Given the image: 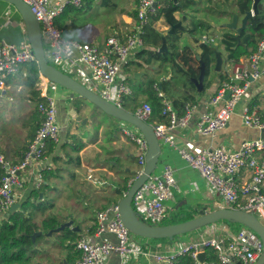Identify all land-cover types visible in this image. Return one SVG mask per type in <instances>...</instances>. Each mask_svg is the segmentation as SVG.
I'll use <instances>...</instances> for the list:
<instances>
[{
  "label": "built area",
  "instance_id": "1",
  "mask_svg": "<svg viewBox=\"0 0 264 264\" xmlns=\"http://www.w3.org/2000/svg\"><path fill=\"white\" fill-rule=\"evenodd\" d=\"M83 1L68 0L67 4L77 8ZM135 1L136 21L125 40L109 37L102 50H99L89 43L66 38L56 26L55 19L66 3L48 6L49 0H23L39 23L44 51L48 58L63 67L88 66L91 71L92 91L118 108H122L124 98L132 94L131 88L118 80L122 66L130 56L143 47L145 27L156 10L154 4L157 5L162 0ZM200 41L212 44L214 39L208 34H203ZM32 61L35 59L29 42L16 47L0 39V87L3 85V79L18 75L21 67ZM223 73L225 79L220 82L216 93L208 101L209 105L223 101L217 114L210 111L197 114L198 105L187 104L183 114L180 115L155 85L157 95L162 102V115L166 117L167 123L151 126L161 144L175 149L183 160L200 173L210 190L222 199L225 208L251 214L264 227V139L244 141L234 152L219 145L192 154L171 134L175 129L186 128L194 121L200 136L214 138L227 126L235 106L248 92L251 83L264 76V35L249 56L235 64H227ZM42 79L49 82L43 77ZM44 89L42 86L41 92ZM227 93L229 97L224 99ZM41 98L42 100L37 103L40 125L23 152L21 161L12 164L0 155V166L4 171L0 181V214H7L15 204L16 190L22 185L21 174L34 165H43L47 160L45 155L47 143L59 141L55 102L46 95ZM133 114L147 122L152 114L151 106L142 103ZM241 119L247 128L264 130V115L259 114L256 109L245 108ZM121 131L141 151V155L137 158L138 168L134 178L129 182V188L133 180L143 171L144 156L148 146L140 133L136 134L126 128H122ZM242 170H248L250 177L239 185L235 182V176ZM37 178L40 180V175ZM39 185L40 182L37 187ZM174 187L175 179L171 167L165 166L159 175H150L134 193L131 202L140 220L145 223L152 222L155 226L160 225L166 217L165 202L170 199ZM239 226L236 234L230 239L214 237L203 243H190L168 254H142L145 258L152 257L156 264H176V259L183 256H190L194 264H199L198 254L205 252V248L208 247L216 253L217 262H206L207 264H256L263 253V242L253 230L243 225ZM94 234L96 236L111 234L115 237L116 243H92L85 235H81L75 243V248L79 252L75 264H103L112 252H116L121 257L135 252L129 247L130 232L122 223L117 204L96 214Z\"/></svg>",
  "mask_w": 264,
  "mask_h": 264
},
{
  "label": "crops",
  "instance_id": "2",
  "mask_svg": "<svg viewBox=\"0 0 264 264\" xmlns=\"http://www.w3.org/2000/svg\"><path fill=\"white\" fill-rule=\"evenodd\" d=\"M93 1L96 2V5L98 1L107 2L109 4V9L106 13L104 12L108 18H103L104 16L100 10H97L95 13L86 11L89 8V3ZM67 2L68 0H49L48 6L66 3L61 13L55 19V21L57 20L56 26L62 31L66 38L89 43L99 50H102L106 39L109 37H117L121 41H124L136 21V17L134 16L135 0H84L81 6L77 8L74 7L75 10L67 8V5H69ZM89 15H93L94 17L92 16V18L88 19ZM224 23L225 22H222L221 24L223 25ZM162 29L164 30L160 32L167 30L164 23ZM87 38L91 40L89 41ZM0 39L16 47L28 42L26 30L19 13L14 6L2 0H0ZM98 40H100V43L96 44L91 42ZM135 53H137V51ZM45 55L47 54L45 53ZM134 55L130 56L122 67H125L128 62L134 60ZM243 58L244 57L240 59ZM47 59L49 62L50 59ZM55 64L60 67V69L57 68L58 70L64 72L68 76L69 74L73 75L72 78L75 81L93 90V85L90 81L91 71L88 66L70 65L68 67H63L57 63ZM227 64L231 65L235 63L223 64L222 70ZM222 70L220 73L224 76ZM29 76L30 69L28 65H25L21 67L18 75L3 79V85L0 87V115L3 116V109L5 107L18 104L19 102L31 103V92H37L39 98L46 95L55 102L57 111L56 121L59 127V141L55 143L57 146L55 152L53 155L47 156V160L43 165H34L30 167L21 176L22 185L16 190L15 203L23 201L32 188H39L37 187L38 182H40V184L42 183V178L40 180L37 178L38 175L41 177L40 169L51 165L52 157L60 154L61 147L64 143H71L76 140V143H82L84 147L80 152V163L75 167H69L70 171L74 173L75 179H71L67 172L57 174V176L52 179L50 183L51 187L48 190L55 191L57 197L62 201L56 204H50L52 206L48 212L77 214L79 226L82 222L84 226L83 231H81L80 228V230L76 232L78 233V237L85 235L92 243L110 242L111 244H115L116 239L111 234H103L100 236L94 234L96 214L99 211L107 209L111 205L117 204L116 198L118 197L121 199L125 195L126 192L122 197L118 194V190L121 185H123V171L132 173L136 171L138 168L136 154L139 149L135 144L130 142L126 136H124L125 139L122 140L120 137H117V135H114L112 130L105 132V127L101 126V124H97L95 129L91 131L89 127L85 126L90 119H93V116L96 115L97 112L95 114L86 102L70 90L52 82H45L40 74L38 83L34 89L31 90L26 84V80ZM118 80H121L119 76ZM221 81L222 80L219 79V82H216L214 85V94ZM42 86L45 88L43 92H41ZM158 90L160 91V87H158ZM211 97L200 96L199 103L195 102V104L198 105L197 114L205 111L217 114L220 111L223 101H219L215 105H209L208 101ZM142 103L146 102H141L138 107ZM245 108L256 109L259 114L264 115V76L251 83L248 92L243 96L241 102L235 106L227 126L214 138L200 136L197 133L194 121L186 128L175 129L171 134L175 140L182 143L192 154H196L202 150L212 149L219 145H223L229 151L234 152L238 150L240 144L244 141L264 139V130L250 129L243 125L241 114ZM182 111H184V107ZM128 142L135 145V150L132 151L127 147ZM111 153H113L115 157H120L119 165L115 166L106 161L107 154ZM22 154L23 151L15 153L8 152L7 159L12 164H18L22 159ZM133 157L136 160L133 161L131 159ZM129 161L131 163H129ZM135 165L137 166L136 168ZM165 166L171 167L175 179V187L172 190V195L170 199L165 202V218H169L180 211L198 217L200 211L208 213L220 208H225L222 199L210 190L209 185L200 173L183 160L175 149L162 143L159 163L157 164L154 174L159 175ZM53 167L66 168L67 166L63 167L62 162H59ZM249 177L250 172L248 170H242L235 176V182L240 185L247 181ZM132 179L133 177L126 182L127 189ZM65 183H68V185H64ZM112 197L114 200L111 201L110 199ZM82 199H84V201H82ZM67 200H70L73 206H81V210L76 212L73 210V207L69 208L65 203ZM7 214H0V221L5 219ZM239 227L238 224L221 222L181 235L176 239H164L158 242H153L150 239L137 236H130L129 247L135 250V252L122 257L116 252H112L103 264H156L152 257L145 258L143 254H168L190 243H203L209 238L214 237H225L230 239L236 234ZM75 228L78 227L74 226L72 222V226L69 229L73 231ZM50 237L45 236V240L42 241H53L51 246L54 247V250H57L56 247L59 246V243L55 238L49 240L48 238ZM47 256L49 257L48 260H52L51 263L47 264H75L76 259L79 257V252L73 247L69 253H60L57 255L56 253L51 254L49 252ZM139 256L142 257L143 260H140ZM36 263L39 264L36 259L31 262V264ZM42 264L46 263L44 262Z\"/></svg>",
  "mask_w": 264,
  "mask_h": 264
},
{
  "label": "trees",
  "instance_id": "3",
  "mask_svg": "<svg viewBox=\"0 0 264 264\" xmlns=\"http://www.w3.org/2000/svg\"><path fill=\"white\" fill-rule=\"evenodd\" d=\"M67 8L75 10L71 5H67ZM251 8L252 0L160 1L155 13L150 18L149 24L145 27L143 47L135 53L134 60L126 64L135 66L138 70L143 71L147 81L145 85H141L138 82L128 84L132 89V94L124 98L122 108L134 113L138 108L137 99L142 96L152 109L151 117L147 123L151 125L167 123L166 117L162 115V102L157 95L156 88L160 87V91L168 100L165 85L172 82L177 76H181L182 86L185 90H187V81L196 90L192 82V79H196L199 75V62L196 60V56H199L205 65V81L210 73L211 66L215 65L214 49L221 54L219 47H222L226 53L223 64L236 63L240 58L249 56L256 49L258 41L264 35V4L262 1L258 4L259 16L250 18L247 21L246 28L240 33L239 38L242 45L233 49L236 46L234 39L236 32L233 30L223 32L219 47L213 43H203L200 38L203 34L212 36V31L217 27L213 20L227 19L231 21L233 14H236L241 19ZM197 14H203L205 18H198ZM134 16L136 17V12ZM159 21H162L164 26L167 27V30L163 32H167L171 27L174 28L173 33L166 35L168 51L163 54L157 52L161 45V32L156 29V24ZM56 22L57 20L55 24ZM220 27L227 29L225 26ZM185 36L191 39L196 48H193L188 43L180 44L181 39ZM27 65L30 69V76L27 78L26 84L32 90L39 81L38 68L35 61ZM219 76L220 80L225 79V76L221 73ZM204 81L203 90L205 88ZM41 100L42 98H39L37 92H31L30 101L32 106H30L29 110H22L20 107L15 108L14 106L3 109V116L0 115V155L5 159L8 157V152H24L29 142L33 139L40 125L37 103ZM195 102V96L188 91H184L181 98L174 99L170 103L178 114L182 115L183 107L187 104H195ZM9 127H12L13 130L9 131ZM83 147L84 144L76 143V140L71 143H64L60 154L52 157L51 165L40 169L42 183L39 188H32L28 196L19 202L21 205L20 209L8 213L6 218L0 221V264H31L40 253V239L43 238L45 240V234L49 231H53V234L48 239L55 238L59 243V247L70 249L75 247V243L79 238L78 233L73 232L69 228L58 233H55L54 230L69 219L80 230L78 215L66 212L49 213L48 210L52 205L44 200V193L50 189V183L57 174L67 172L71 179H75L74 173L70 171L69 167H75L80 163V152ZM56 148L55 143L48 142L45 148V155H53ZM107 155V162L115 166L119 165L120 157L113 156V153ZM131 159L133 161L136 160L134 157ZM59 162H62L63 167H67H53ZM123 174V185L118 190L120 197L127 191L126 182L135 176V172L123 171ZM3 175L4 171L0 166V181ZM64 185H68V183ZM40 194L42 195L41 198ZM193 218H195L194 215L180 211L169 218H165L160 225H173ZM39 231L43 234L32 240V235ZM178 237L180 236H175L173 239ZM161 240L163 239L151 241L158 242ZM205 253L206 262H217L216 253L211 248L206 247ZM176 264H194V260L190 256H183L176 259Z\"/></svg>",
  "mask_w": 264,
  "mask_h": 264
},
{
  "label": "water",
  "instance_id": "4",
  "mask_svg": "<svg viewBox=\"0 0 264 264\" xmlns=\"http://www.w3.org/2000/svg\"><path fill=\"white\" fill-rule=\"evenodd\" d=\"M14 6V8L19 13L28 38V42L31 46L35 62L37 64L38 73L49 82H52L56 85H59L71 92L75 93L80 97L86 104L92 105L97 108L105 115L115 118L119 121H122L126 124L137 129V131L144 137L147 142V152L145 153V166L141 175L135 178L127 189L126 194L118 201V212L122 223L127 228V230L141 238L156 240V239H173L175 236L185 235L199 229L211 226L216 224L219 221H225L229 223H235L238 225H243L251 230H253L263 242V253L256 262V264H264V227L257 220V218L251 214H248L241 210H233L229 208H220L212 212L205 213L203 211L199 212V216L191 220L177 223L173 225H151L143 222L137 216L136 212L132 208V198L134 193L147 181L150 175L154 174L157 164L159 163V156L161 152V143L156 138L151 124L140 120L136 115L131 112L126 111L123 108H118L115 105H112L100 96L94 93L90 88L80 84L75 81L73 78L69 77L64 72L58 70L56 67L51 65L44 51V45L42 40V34L40 26L35 16L33 15L30 7L23 2V0H2ZM263 0H252V8L247 11L245 15L239 19L236 14L232 15V19L229 23H226L224 26L229 30L236 32L234 37L236 41V46L233 48L242 45L240 42V33L246 28L247 21L255 16H259L258 4ZM156 4L154 7L156 8ZM174 28L171 27L167 32H161V45L158 48L157 52L163 54L168 51L166 43V35L173 33ZM215 65L214 71L220 73L223 65L222 55L214 49ZM196 60L199 62V75L196 79H192L193 84L195 85L197 93H201L203 90V81L205 76V65L199 56H196ZM229 97L227 93L224 99ZM141 155V151L138 150L136 157L138 158ZM41 197V195H40ZM21 205L15 203L11 206L8 213H12L17 209H20ZM72 226V220L69 219L67 222L59 226L54 230L55 233L61 232L66 228ZM73 231L78 232L79 229L75 228ZM53 234V231H49L45 236L50 237ZM42 235V232H36L32 235V240L36 237ZM206 253L204 251L200 252L197 256V261L199 264L206 263Z\"/></svg>",
  "mask_w": 264,
  "mask_h": 264
},
{
  "label": "rangeland",
  "instance_id": "5",
  "mask_svg": "<svg viewBox=\"0 0 264 264\" xmlns=\"http://www.w3.org/2000/svg\"><path fill=\"white\" fill-rule=\"evenodd\" d=\"M263 4H264V0L262 1ZM88 9L86 11H89L91 13H95L97 12V10H100V12L103 14V18H108V16H106V11L109 9V4L107 2H103V1H98L97 2V5H96V2L93 1L91 3H89L88 5ZM105 12V13H104ZM93 16V15H92ZM91 15L88 16V19L92 18ZM94 17V16H93ZM197 17L198 18H205V16L203 14H197ZM214 24L217 25V27H215V29L212 31V38L214 39V42L213 44L215 46H218L219 47V42H220V38H221V35L223 34V32H228L229 29H222L220 26H224L226 23H229L230 21H228L227 19H220L219 21H216V20H213ZM222 22H225L223 25L221 24ZM163 28V22L160 21L156 24V29L159 30V31H162L164 29ZM86 39V38H84ZM89 41L91 39L87 38ZM93 43H100V40L98 41H91ZM185 43H188L190 45H192L193 48H196V45L191 41V39L187 38L186 36L183 37L180 41V44H185ZM219 51L221 52V55L223 57V59H225V56H226V53L225 51L222 49V47H219ZM47 58H48V55H47ZM49 62L56 68L60 69V67L58 65H56L55 63L51 62L49 60ZM224 71V68L223 70ZM220 73H217L214 71V66H211L210 68V73L209 75L206 77L205 81H204V90L203 92L201 93H197L196 90H194L191 85L189 84V82L187 81V84H186V88L187 90H185L182 86V77L181 76H177L175 79H173L172 82H169L165 85V90L167 91V94H168V100L171 102L172 100L174 99H177V98H181L183 96V92H189L190 94L194 95L195 96V101L197 103H199L200 101V96H204V97H211L213 94H214V85L216 84V82H219V79H220V76H219ZM71 76V78L73 77V75L69 74V77ZM119 77L122 81H124L127 85L129 83H133V82H138V83H141V85H145V82L147 81V78L145 79L144 77V72L141 71V70H138L135 66H132V65H126V67H122L121 71H120V74H119ZM214 96V95H213ZM138 100V105L141 103V102H145L144 101V98L139 96V98L137 99ZM89 105V104H88ZM11 106H14L15 108L17 107H20L22 110H29L30 109V106H32L31 103H25V102H19L18 104H13ZM92 109V111L96 114L93 116V119H90L89 122L86 124L85 127H89V129L91 131H93L96 127L97 124H101V126H104L105 127V132H108V131H113L114 132V135H117V137H120L122 140L125 139L124 138V135L122 134V128H126V129H129V130H132L134 133L136 134H139V132L137 131V129H135L134 127L130 126L129 124H126L122 121H119L115 118H112V117H109L107 115H105L103 112H101L100 110H98L97 108L93 107L92 105H89ZM13 128L12 127H9V131H12ZM121 142V140H120ZM127 147L130 149V150H135V145L133 144H130L128 142L127 144ZM129 163H131L129 161ZM137 166L135 165V168ZM27 170V169H26ZM25 170V171H26ZM25 171L21 174V176L25 173ZM20 176V177H21ZM134 178V177H133ZM45 197H44V200L46 202H49V204H56V203H59L60 200L58 197H57V193L55 191H46L45 193ZM117 199V202L120 200V198H116ZM111 201L114 200L113 197L110 199ZM82 201H84V199H82ZM64 202V201H63ZM71 201L70 200H67L65 201V203L67 204V206L69 208H72L73 207V210L76 211V212H79L81 210V206H73L71 205L70 203ZM149 224H153L152 222H148ZM221 223V222H219ZM80 228H81V231H83L84 229V226H83V222L80 224ZM130 236H135L133 234L130 233ZM43 238L40 239L39 241V250H40V253L35 257L36 260L39 262V264H42V263H51L52 260H48V253L50 252L51 254L52 253H56L57 255L58 254H66V253H69L72 249L70 248H66V247H56L57 250H54L53 246H51L53 244V241H49V242H43L42 241ZM164 240V239H163ZM164 249V247H163ZM160 251V250H159ZM127 256V255H126ZM53 259V258H52ZM139 259L140 260H143L142 257L139 256Z\"/></svg>",
  "mask_w": 264,
  "mask_h": 264
}]
</instances>
